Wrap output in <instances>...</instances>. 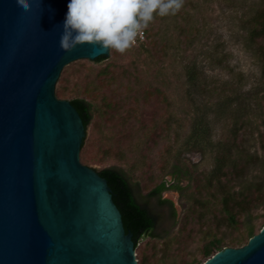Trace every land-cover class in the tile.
<instances>
[{
  "label": "rangeland",
  "instance_id": "obj_1",
  "mask_svg": "<svg viewBox=\"0 0 264 264\" xmlns=\"http://www.w3.org/2000/svg\"><path fill=\"white\" fill-rule=\"evenodd\" d=\"M260 14H264V0H183L176 14L154 15L143 30L144 38L124 53L112 49L100 62L79 59L65 65L60 74L59 98L82 97L95 106L81 149L82 163L98 171L122 168L139 202L157 219V232L163 237L140 240L135 248L140 264L204 263L209 258L204 247L210 240L216 237L229 242L242 235L243 225L236 229L229 223L217 189L206 186V174L214 164L213 150L205 156L186 152L187 164L198 165L193 176L180 180L183 189L162 193L174 202L175 219L169 205L149 197V192L162 181L174 179L171 167L176 151L197 114L210 123L214 140L230 135L235 120L243 123L238 137L242 155H252L256 162L248 168L246 182L263 181L264 34L255 33ZM194 67L208 83V91L233 86L249 107L236 117L217 115L214 108L204 107L223 96L200 93L187 75ZM148 92L152 96L147 97ZM236 153L241 154L238 149ZM199 183L202 187H197ZM222 183L229 192L241 188L231 173ZM262 212V208L255 210V214ZM262 221H256L257 233Z\"/></svg>",
  "mask_w": 264,
  "mask_h": 264
},
{
  "label": "water",
  "instance_id": "obj_2",
  "mask_svg": "<svg viewBox=\"0 0 264 264\" xmlns=\"http://www.w3.org/2000/svg\"><path fill=\"white\" fill-rule=\"evenodd\" d=\"M0 0V264H140L108 180L81 161L86 126L56 94L65 65L109 56L60 47L68 0ZM202 264H264V226Z\"/></svg>",
  "mask_w": 264,
  "mask_h": 264
},
{
  "label": "trees",
  "instance_id": "obj_3",
  "mask_svg": "<svg viewBox=\"0 0 264 264\" xmlns=\"http://www.w3.org/2000/svg\"><path fill=\"white\" fill-rule=\"evenodd\" d=\"M255 23L256 36L263 35L264 14L258 15ZM104 59H106V56H100L96 61L100 62ZM187 75L190 82H194L196 86L198 85L197 89L203 95L204 93H212L223 96L216 103L204 104V107H210L212 110L215 109L214 111H217V113L215 112L217 115L232 113L236 117L244 113V110L249 107V104L246 103L245 105L242 102L241 98L243 95L237 93V88L226 86L225 88H212L208 91V83L204 78H201L203 75L201 76V73L199 74L195 67L189 68ZM156 91L159 94H163L159 89H156ZM152 93L148 92L146 96L150 97ZM71 102L80 112L87 128L95 116L94 104L82 97L73 98ZM109 107L112 108L113 104L110 103ZM243 127V123L239 124L238 120H235L230 129V135L219 140H214L210 123L203 115L197 114L192 121L186 138L176 151L175 161L171 167V174L178 183H171L170 186L183 189L184 187L179 184L180 180L182 178H191L193 170H196L198 166L197 163L187 164L185 153L196 151L205 156L213 150L214 164L212 169L206 174V186H213L217 189L219 196L216 197L222 203L229 223L236 229L240 228V225H243V230L239 238H234L229 242H225L223 238L216 237L210 240L204 247V255L207 257L235 242H248L257 233L256 221L258 219H263L259 228L262 229L264 226V212L255 214V210L257 209L262 208L264 210V179L258 184L246 182L248 180L247 170L249 167L251 169L253 165L255 166L256 162L252 160V155H246L247 157L242 155L243 149L241 143L238 141V137ZM236 149L241 154L237 155ZM99 173L108 180L109 186L112 189L113 199L122 212L125 228L127 232L133 234L136 247L145 236L163 237V234L157 232L156 217L137 199L126 171L122 168L111 166L103 168ZM230 173L235 176L237 183L239 182V185H241V188L234 190V192L224 190L226 184L222 183V178ZM170 182L164 180L156 185L150 190L149 197L158 198L161 204H171V200L162 196V192L168 188L167 184ZM200 186L201 184L199 183L197 187ZM217 192H213V195H216ZM172 211V219H175L177 211L175 208ZM193 264H202V262L195 261Z\"/></svg>",
  "mask_w": 264,
  "mask_h": 264
},
{
  "label": "clouds",
  "instance_id": "obj_4",
  "mask_svg": "<svg viewBox=\"0 0 264 264\" xmlns=\"http://www.w3.org/2000/svg\"><path fill=\"white\" fill-rule=\"evenodd\" d=\"M183 0H68L60 47L71 51L79 44L100 45L124 53L143 37L156 16L176 14ZM27 12V0H16Z\"/></svg>",
  "mask_w": 264,
  "mask_h": 264
},
{
  "label": "flooded vegetation",
  "instance_id": "obj_5",
  "mask_svg": "<svg viewBox=\"0 0 264 264\" xmlns=\"http://www.w3.org/2000/svg\"><path fill=\"white\" fill-rule=\"evenodd\" d=\"M171 183L173 184V183H175V184H177L178 182L175 180V179H173L170 183H168L167 184V186H168V188L166 189V190H164V191H167V190H170V189H172V188H175V187H171L170 185H171ZM177 189V188H176ZM163 191V192H164ZM162 192V193H163ZM154 198V197H153ZM166 199H168V198H166ZM169 200H171V199H169ZM172 201V200H171ZM169 205V207H170V214H172V210L175 208L176 209V207H175V205H174V202L172 201V203L171 204H168ZM177 211V210H176ZM138 260V259H137Z\"/></svg>",
  "mask_w": 264,
  "mask_h": 264
},
{
  "label": "built area",
  "instance_id": "obj_6",
  "mask_svg": "<svg viewBox=\"0 0 264 264\" xmlns=\"http://www.w3.org/2000/svg\"><path fill=\"white\" fill-rule=\"evenodd\" d=\"M143 38H144V32H143V37L142 38L138 37L137 39H143Z\"/></svg>",
  "mask_w": 264,
  "mask_h": 264
}]
</instances>
